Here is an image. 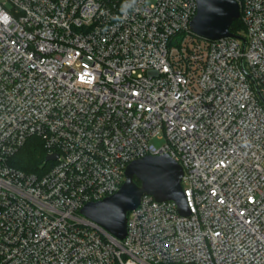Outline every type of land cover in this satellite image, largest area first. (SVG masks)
Masks as SVG:
<instances>
[{
  "label": "built area",
  "instance_id": "built-area-1",
  "mask_svg": "<svg viewBox=\"0 0 264 264\" xmlns=\"http://www.w3.org/2000/svg\"><path fill=\"white\" fill-rule=\"evenodd\" d=\"M236 1L245 41L195 35V0H0V264H264V0ZM32 136L42 175L11 163ZM163 154L189 216L80 213Z\"/></svg>",
  "mask_w": 264,
  "mask_h": 264
},
{
  "label": "water",
  "instance_id": "water-1",
  "mask_svg": "<svg viewBox=\"0 0 264 264\" xmlns=\"http://www.w3.org/2000/svg\"><path fill=\"white\" fill-rule=\"evenodd\" d=\"M195 1L197 13L190 23L195 35L207 40L236 36L230 31L240 18L236 0ZM237 37L245 41L243 37ZM58 157L56 153L51 154L46 161H55ZM183 177V167L169 155H148L128 164L125 181L115 194L86 204L80 213L122 240L127 235L128 212L136 209L145 195L152 196L157 202L174 201L182 216L190 215Z\"/></svg>",
  "mask_w": 264,
  "mask_h": 264
},
{
  "label": "trees",
  "instance_id": "trees-1",
  "mask_svg": "<svg viewBox=\"0 0 264 264\" xmlns=\"http://www.w3.org/2000/svg\"><path fill=\"white\" fill-rule=\"evenodd\" d=\"M245 30L246 28L241 18L234 22L230 28V31L237 36H243ZM47 153L48 151L41 138L32 136L12 158L11 163L25 173L42 175L53 165L52 162L46 161ZM137 182L140 183L139 181Z\"/></svg>",
  "mask_w": 264,
  "mask_h": 264
},
{
  "label": "rangeland",
  "instance_id": "rangeland-1",
  "mask_svg": "<svg viewBox=\"0 0 264 264\" xmlns=\"http://www.w3.org/2000/svg\"><path fill=\"white\" fill-rule=\"evenodd\" d=\"M153 142H154L156 145H159V144H160V142H158V141H156V140H153ZM162 144H163V142H162Z\"/></svg>",
  "mask_w": 264,
  "mask_h": 264
}]
</instances>
